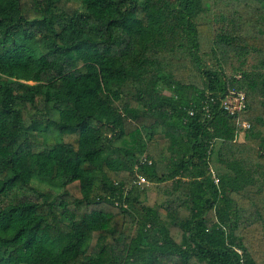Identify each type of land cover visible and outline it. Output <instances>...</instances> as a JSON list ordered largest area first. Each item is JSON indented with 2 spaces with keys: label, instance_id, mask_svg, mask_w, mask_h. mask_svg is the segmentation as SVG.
I'll use <instances>...</instances> for the list:
<instances>
[{
  "label": "trees",
  "instance_id": "trees-1",
  "mask_svg": "<svg viewBox=\"0 0 264 264\" xmlns=\"http://www.w3.org/2000/svg\"><path fill=\"white\" fill-rule=\"evenodd\" d=\"M0 264H264V0H0Z\"/></svg>",
  "mask_w": 264,
  "mask_h": 264
},
{
  "label": "built area",
  "instance_id": "built-area-1",
  "mask_svg": "<svg viewBox=\"0 0 264 264\" xmlns=\"http://www.w3.org/2000/svg\"><path fill=\"white\" fill-rule=\"evenodd\" d=\"M208 98L210 102L215 103L216 101L219 102V107L227 112L229 115L235 116L236 123L241 124L243 128L249 126L246 121L240 123V114L245 111L246 109V96L243 91L238 89L229 88L226 91H217L216 93L208 91ZM204 109L207 111V105L204 106ZM192 114V111H190ZM212 171V170H211ZM217 181V179H215ZM134 183L141 185V184H148V180L145 176L141 174H136V179ZM237 253L241 254L242 251L238 248H235Z\"/></svg>",
  "mask_w": 264,
  "mask_h": 264
},
{
  "label": "rangeland",
  "instance_id": "rangeland-1",
  "mask_svg": "<svg viewBox=\"0 0 264 264\" xmlns=\"http://www.w3.org/2000/svg\"><path fill=\"white\" fill-rule=\"evenodd\" d=\"M239 138L242 139V135Z\"/></svg>",
  "mask_w": 264,
  "mask_h": 264
}]
</instances>
